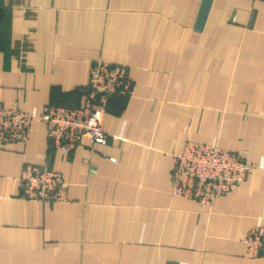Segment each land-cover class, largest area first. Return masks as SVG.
I'll return each mask as SVG.
<instances>
[{
    "label": "crops",
    "instance_id": "1",
    "mask_svg": "<svg viewBox=\"0 0 264 264\" xmlns=\"http://www.w3.org/2000/svg\"><path fill=\"white\" fill-rule=\"evenodd\" d=\"M97 60L133 88L109 100L105 145L65 156L42 122L0 143V264H264L243 241L264 222V171L211 207L171 183L189 141L263 160L264 0H0L6 107L85 106ZM29 164L62 174V202L22 197Z\"/></svg>",
    "mask_w": 264,
    "mask_h": 264
},
{
    "label": "built area",
    "instance_id": "2",
    "mask_svg": "<svg viewBox=\"0 0 264 264\" xmlns=\"http://www.w3.org/2000/svg\"><path fill=\"white\" fill-rule=\"evenodd\" d=\"M86 90V105L78 108L50 104L40 112L27 113L0 102V143L28 142L33 123L42 122L49 144L65 156L84 138L93 145H105L108 135L102 119L109 100L133 93L127 68L95 61ZM260 170L264 171V158L259 163L248 162L241 153L189 141L173 154L172 195L196 199L203 207H211L219 196L230 193L247 175ZM19 182L22 197L28 200L59 203L68 188L60 172L31 164L25 166ZM243 241L249 256H264V222L253 225Z\"/></svg>",
    "mask_w": 264,
    "mask_h": 264
},
{
    "label": "rangeland",
    "instance_id": "3",
    "mask_svg": "<svg viewBox=\"0 0 264 264\" xmlns=\"http://www.w3.org/2000/svg\"><path fill=\"white\" fill-rule=\"evenodd\" d=\"M203 144V143H202Z\"/></svg>",
    "mask_w": 264,
    "mask_h": 264
}]
</instances>
